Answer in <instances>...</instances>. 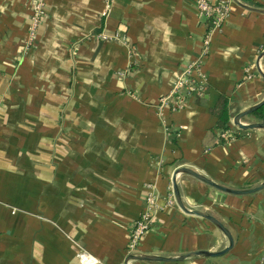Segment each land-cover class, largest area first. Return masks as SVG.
I'll return each instance as SVG.
<instances>
[{
  "label": "crops",
  "instance_id": "0c3cea01",
  "mask_svg": "<svg viewBox=\"0 0 264 264\" xmlns=\"http://www.w3.org/2000/svg\"><path fill=\"white\" fill-rule=\"evenodd\" d=\"M239 1L264 8V0ZM45 2L31 36L34 0H0V264H83L82 251L89 264H125L146 184L158 206L137 252L226 248L214 223L167 198L180 166L232 189L264 181V128L234 123L264 99V13L234 1L211 31L204 93L161 114L159 99L203 50L209 22L196 0ZM224 98L226 132L235 137L222 140L216 111ZM177 183L188 208L229 228L233 247L220 256L129 264H264V189L232 194L187 173Z\"/></svg>",
  "mask_w": 264,
  "mask_h": 264
},
{
  "label": "built area",
  "instance_id": "2783aa9c",
  "mask_svg": "<svg viewBox=\"0 0 264 264\" xmlns=\"http://www.w3.org/2000/svg\"><path fill=\"white\" fill-rule=\"evenodd\" d=\"M110 0H108L109 5ZM45 0H34L33 13L30 20V34H35L36 28L41 20V17L45 13ZM234 0H220L219 2H213L211 0H196L197 8L202 15L209 22V29L203 39V50L199 57H197L189 66L186 76L179 78L174 84L172 90L162 96L159 99V111L162 114V110L165 107H169L172 111L178 110L182 107V100L186 96L202 95L206 88V81L201 73V65L203 56L208 52L211 42V31L213 28L220 27L225 20L229 18L232 13ZM103 39H119L124 40L125 37L116 33L109 36L103 32L99 34ZM252 71L247 70V76L251 77ZM222 138L235 137L229 135L228 132L221 133ZM149 189V194L145 199V207L139 218L136 220L133 231L131 233L128 251L129 254L137 252V248L140 244L143 236L151 229L154 222V213L158 206L154 195V186L152 184H146ZM176 202L173 191L170 192L167 198V205H174ZM78 258L83 264L92 263L94 260L86 251H82L78 254Z\"/></svg>",
  "mask_w": 264,
  "mask_h": 264
},
{
  "label": "water",
  "instance_id": "95a60500",
  "mask_svg": "<svg viewBox=\"0 0 264 264\" xmlns=\"http://www.w3.org/2000/svg\"><path fill=\"white\" fill-rule=\"evenodd\" d=\"M237 4H239L240 6L249 9V10H254V11H258V12H262L264 13V8H255V7H250L247 6L245 4H243L242 2H240L239 0H234ZM264 56V51L261 52V54L259 55L258 61H260V59ZM258 71L260 72V74L263 76L264 78V72L261 70V68L258 66ZM264 105V99L262 101H260L259 103L255 104L254 106L240 112L234 119V123L239 126L242 129H247V128H264V120L263 121H257V122H250V123H245L242 121V118L245 115L251 114L253 113L256 109L260 108L261 106ZM179 173H187V174H191L197 178H199L200 180L224 191V192H228V193H232V194H249V193H254L257 192L261 189H264V181L256 187L253 188H247V189H232V188H228L225 186H222L221 184L216 183L215 181H213L212 179L208 178L207 176L189 168L186 166H180L178 167L173 175V194L176 200V203L178 204V206L186 213L188 214H193V215H197V216H201L203 218H206L208 220H210L212 223H214L220 230H222V232L228 237L229 239V245L224 248L223 250L220 251H208V250H195V251H191L185 254H181V255H175V256H166V255H156V254H144V253H139V252H135V253H131L127 256L125 264H129L130 262H132L133 260H161V261H184L186 259L192 258V257H199V256H220L225 254L226 252H228L234 245V238L232 236V233L230 232L229 228L222 222L220 221L217 217H215L214 215L205 212L204 210H200V209H190L188 208L182 199L181 193H180V189L177 183V175Z\"/></svg>",
  "mask_w": 264,
  "mask_h": 264
},
{
  "label": "trees",
  "instance_id": "16d2710c",
  "mask_svg": "<svg viewBox=\"0 0 264 264\" xmlns=\"http://www.w3.org/2000/svg\"><path fill=\"white\" fill-rule=\"evenodd\" d=\"M204 93V92H203ZM222 103L219 105L216 114L218 116V127L222 129L223 132H226L229 130V126L227 125L228 117H227V99H222ZM253 116L257 118L258 120L264 119V105L260 108L256 109L253 113ZM221 139H225L222 138Z\"/></svg>",
  "mask_w": 264,
  "mask_h": 264
}]
</instances>
